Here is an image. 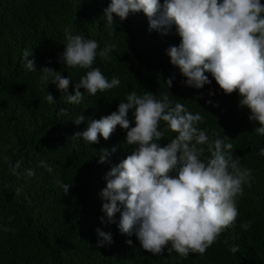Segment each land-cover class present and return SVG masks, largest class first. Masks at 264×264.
<instances>
[{"label": "trees", "instance_id": "obj_1", "mask_svg": "<svg viewBox=\"0 0 264 264\" xmlns=\"http://www.w3.org/2000/svg\"><path fill=\"white\" fill-rule=\"evenodd\" d=\"M70 1L75 9L61 0H0V264H264V156L259 155L264 136L256 134L258 124L248 119V110L238 107L237 94L225 95L210 73L205 75L211 83L201 89L182 83L185 78L166 53L180 42L174 27L167 35L145 30L132 21L139 14L134 13L112 31L98 17L93 0ZM66 29L96 40L100 49L113 46L109 58L98 55L93 67H99L109 81L119 78L118 87L95 96L85 92L79 104H70L56 84L44 79L39 71L43 67L70 76L68 94H73L75 82L88 71L58 62ZM25 50L32 51L28 59H34L37 71L25 69L21 62ZM173 74L168 89L165 80ZM132 91L138 95L148 91L157 99L167 93L173 104L200 113L204 120L199 127L210 139L228 137L225 142L234 146L233 156L240 158L242 168L251 170L238 197L236 223L203 256L190 253L185 258L167 249L153 255L142 249L134 234L119 231V213L115 223L106 218L101 222L103 178L134 146L124 141L126 133L119 126L110 139L100 138L96 144L73 134L83 131L89 119L116 111ZM46 93L56 100L54 104L47 102ZM79 115L85 120L75 125ZM161 128L167 126L161 122ZM174 136L166 131L159 143L163 146ZM113 146L117 151L109 161L98 163L102 148ZM209 155L205 151L204 156ZM17 161L20 167L13 174L10 165ZM28 170L34 175L28 176ZM61 183L72 184L67 194ZM245 222L251 225L247 230L242 227ZM96 229L110 232L112 243L98 247L102 238ZM129 239L131 245L126 243ZM233 245L239 252L229 251Z\"/></svg>", "mask_w": 264, "mask_h": 264}, {"label": "clouds", "instance_id": "obj_2", "mask_svg": "<svg viewBox=\"0 0 264 264\" xmlns=\"http://www.w3.org/2000/svg\"><path fill=\"white\" fill-rule=\"evenodd\" d=\"M61 1L75 9L70 0ZM92 5L112 31L134 13L139 14L132 21L145 30L167 35L174 27L180 42L169 46L166 53L185 78L182 83L201 89L211 83L205 75L210 73L225 95L237 94L238 107L248 110V119L258 124L256 134L264 136L261 0H93ZM49 7L41 19H45ZM83 15L84 7L77 16L80 19ZM64 35L66 44L58 62L69 68L88 69L75 82L73 94H68L70 76L63 77L51 67L39 71L46 81L57 85L68 103L79 104L85 92L95 96L120 85L119 78L109 81L99 67H93L98 55L101 59L109 58L112 45L100 49L96 40L74 35L71 29H66ZM31 55L32 51H23L21 62L26 70L37 71L34 59H28ZM174 79L175 74L165 80L168 89ZM45 98L49 104L56 101L50 93ZM84 120L79 115L73 123L80 125ZM203 120L200 113L193 114L184 105L173 104L167 93L157 99L148 91L144 95L132 91L116 111L100 119H89L83 131L75 132L74 137L96 144L100 138L110 139L119 126L126 133L124 141L134 146L103 178L105 187L99 193L104 213L101 222L106 218L108 223H115L119 213V231L127 236L134 234L142 249L153 255H162L167 249L185 258L190 253L203 256L236 223L238 197L251 179V170L242 168L240 158L232 154L234 146L225 142L228 137L210 139L207 130L199 127ZM161 122L166 130L161 128ZM166 131L175 136L161 146L159 141L165 138ZM116 151V146L102 148L98 163H107ZM205 151L210 155L205 157ZM259 155L264 156V149ZM10 166L17 174L20 162ZM47 170L52 171L50 167ZM27 175L33 176L34 172L28 170ZM71 186L61 183L65 194ZM250 226V222L242 225L245 230ZM96 232L102 238L98 247L112 243L110 232ZM126 243L131 245L132 241ZM239 250L235 245L229 247L231 253Z\"/></svg>", "mask_w": 264, "mask_h": 264}]
</instances>
